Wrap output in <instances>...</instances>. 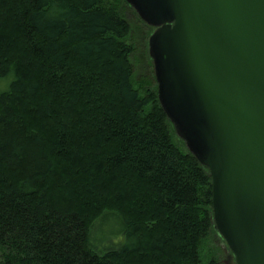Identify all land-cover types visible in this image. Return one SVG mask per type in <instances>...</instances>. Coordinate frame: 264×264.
Instances as JSON below:
<instances>
[{"label": "trees", "instance_id": "1", "mask_svg": "<svg viewBox=\"0 0 264 264\" xmlns=\"http://www.w3.org/2000/svg\"><path fill=\"white\" fill-rule=\"evenodd\" d=\"M120 5L0 0V264H223L209 171L135 80ZM106 217L125 244L94 240Z\"/></svg>", "mask_w": 264, "mask_h": 264}, {"label": "water", "instance_id": "2", "mask_svg": "<svg viewBox=\"0 0 264 264\" xmlns=\"http://www.w3.org/2000/svg\"><path fill=\"white\" fill-rule=\"evenodd\" d=\"M148 25L158 97L212 179L236 264H264V0H126Z\"/></svg>", "mask_w": 264, "mask_h": 264}, {"label": "rangeland", "instance_id": "3", "mask_svg": "<svg viewBox=\"0 0 264 264\" xmlns=\"http://www.w3.org/2000/svg\"><path fill=\"white\" fill-rule=\"evenodd\" d=\"M121 3V13L131 28L129 43L134 48L133 55L131 56V63L134 67L135 80L139 82L141 79H150L151 82H154L155 79V85L158 87L154 62L150 56V39L157 29L145 23L136 10L126 0H121ZM177 137L183 142L184 148L186 147L190 153L186 142L178 135ZM94 240L103 248L117 247L126 243V237L121 233L120 225L117 222L111 221L109 217L104 218L101 222L98 231L94 235ZM212 255L214 258L219 259L223 264H236L233 252L228 247L225 239L215 228V224L209 242L204 248V261H207L208 257H211Z\"/></svg>", "mask_w": 264, "mask_h": 264}]
</instances>
